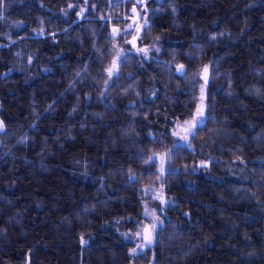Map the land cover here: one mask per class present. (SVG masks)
Returning <instances> with one entry per match:
<instances>
[{
    "label": "trees",
    "instance_id": "trees-1",
    "mask_svg": "<svg viewBox=\"0 0 264 264\" xmlns=\"http://www.w3.org/2000/svg\"><path fill=\"white\" fill-rule=\"evenodd\" d=\"M146 4L144 57L125 43L133 0H0V264H264V0ZM205 65V125L161 173L146 161L174 146ZM146 199L166 223L132 254Z\"/></svg>",
    "mask_w": 264,
    "mask_h": 264
},
{
    "label": "snow or ice",
    "instance_id": "snow-or-ice-1",
    "mask_svg": "<svg viewBox=\"0 0 264 264\" xmlns=\"http://www.w3.org/2000/svg\"><path fill=\"white\" fill-rule=\"evenodd\" d=\"M111 3L112 0H109ZM119 2V0H117ZM138 4H143L144 0H137ZM85 4H87V0H85ZM69 8H75L77 5L69 4ZM94 7V6H93ZM133 12L136 11L135 6L132 9ZM78 15H83V9H81V12ZM102 19L104 17H101ZM145 24H147V20L144 21ZM133 25L129 24L128 28H132ZM44 30L40 29V32L42 33ZM126 31L124 29H116L114 28L112 31V35H119L120 32ZM137 31H139V28H137ZM55 35V34H52ZM220 35H224V33H220ZM156 40H159V36L155 37ZM214 39V37H213ZM125 43H131L133 45V48H135L136 52L143 53L144 57H147L149 54V51L151 48H136L135 47V38L133 41H125ZM155 46L153 45L152 48ZM133 48H129L127 51L131 52ZM155 51H159L158 48L155 49ZM126 60L127 57L124 55V50H120L116 53V59L113 60L112 65L106 70L107 71V79L103 81L104 87L107 88L110 84V82L113 80V77L116 76L118 77L119 75V70H118V64L117 60ZM176 72L179 73H184L185 71V65L183 64H178L175 69ZM208 71V66H204V72L207 73ZM80 75L79 72L76 73V76L78 77ZM197 76H199V73H195L193 75V79H195ZM207 85V75H205V83L200 86V95L198 98H194L193 103L195 104L194 111L191 114L190 119L184 120L182 123H180L179 118H177V127L175 130H173L172 135L175 136L177 139L173 142L174 145L178 142H184L188 147H191V139L195 138L197 131L199 128L203 125H205V120H206V94H205V88ZM127 91V90H125ZM101 95H104V93H101ZM139 95V93H137ZM199 101V103H196V101ZM132 103H135L132 101ZM76 109H73V112H75ZM4 122L0 120V132L4 130ZM181 132L183 134H181ZM171 154V149H169L168 152L162 154L161 156V168L160 171L163 173L164 171V160ZM157 154H153V156L149 157V160L146 161V164H149L153 161V157ZM237 159H240V157H237ZM201 166L203 165V162H201ZM135 174L133 173L132 178H134ZM159 179V177H158ZM145 215H149V213L146 211ZM158 225L157 223L153 222L150 227L142 228L134 233H124L126 237H129L130 239L135 238V237H141L142 243L137 244L136 247L131 249L132 254H136L138 250H143L144 247L150 246L153 243L154 236L153 234L155 233ZM81 243H86L85 240H83V237L81 238Z\"/></svg>",
    "mask_w": 264,
    "mask_h": 264
},
{
    "label": "rangeland",
    "instance_id": "rangeland-1",
    "mask_svg": "<svg viewBox=\"0 0 264 264\" xmlns=\"http://www.w3.org/2000/svg\"><path fill=\"white\" fill-rule=\"evenodd\" d=\"M149 0H144V3L143 4H138L137 3V0H133L134 4H135V8H136V11L133 12L132 11V14L130 16H128V20L126 22V25L127 24H131L133 25L135 31H134V35L133 37L130 39V41H133V39L135 38V46L136 48H141L139 45H136L137 44V41H136V34H137V27L138 28H141L143 27L144 25V21L147 20V16H148V11L149 9L147 8V2ZM116 28V29H120L118 26L114 25L113 26V29ZM249 29V27H245L242 29V32H245ZM122 48V46H119V49ZM120 50H123V49H120ZM205 75H207V79H208V76H209V71H207V73H205L203 71V76L205 78ZM204 84V83H203ZM205 94H206V98H207V87L205 88ZM199 103V101H198ZM206 105H207V108H206V119H207V110H208V102H207V99H206ZM191 117V116H190ZM187 118V119H190ZM184 120L186 119H183V120H179L180 123H182ZM177 127V122L175 124V126L173 127V130H175ZM181 134H183L181 132ZM177 139V138H176ZM176 144H183V145H186L184 142H178ZM203 162V165H209V162L208 161H202ZM198 167H202L201 166V162L198 164ZM163 179V178H162ZM159 193H165L164 190H162L158 183H154V184H151L148 188H147V196L150 197V196H155V195H158ZM161 212L159 211L158 207H154L150 200L146 199L144 201V209H143V217L144 219L142 220L141 224L139 225V230L147 223H151V222H159L161 223V225H165L166 223V211H165V208H160ZM148 212L149 215H145V212ZM138 231V230H137ZM130 233H134V232H130ZM129 240H131L134 244L133 248L137 246V244H140L142 243L141 240L137 237L135 238H132L130 239L129 237H127ZM139 251L141 250H138L137 253H139Z\"/></svg>",
    "mask_w": 264,
    "mask_h": 264
},
{
    "label": "water",
    "instance_id": "water-1",
    "mask_svg": "<svg viewBox=\"0 0 264 264\" xmlns=\"http://www.w3.org/2000/svg\"><path fill=\"white\" fill-rule=\"evenodd\" d=\"M239 36H240L239 33H235V34L233 35V37H232V40H237V38H238ZM0 120H1V119H0ZM175 149H176V145H174V146L171 148V154H170V155L164 160V164H163L164 169H166V167H167V161H168V160H171L172 156L174 155V151H175ZM168 151H169V150L164 151V152H162V153H156L157 155H155L154 158H155V159H156V158H159V159L161 160V156H162V154H164V153H166V152H168ZM159 180L162 181V177L159 178ZM159 196H160L161 200H162L165 204H167V203H169V202L171 201V199L168 198V196H167L165 193H162V194L159 193V194H158V197H159ZM152 223H153V222H151V223H147V224H145L142 228L150 227V225H151ZM155 223H157L158 227H157L155 233L153 234V236H154L153 243H152L150 246H146V247H144L143 249H146V248H149V247H153V246L155 245V243H156L157 232H158L159 229H161L162 225H161V223H159V222H155ZM142 228H141V229H142ZM137 230H139V228H138ZM137 238H139V239L141 240V242H142L141 237H137Z\"/></svg>",
    "mask_w": 264,
    "mask_h": 264
}]
</instances>
